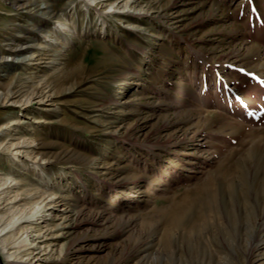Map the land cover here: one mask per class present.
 I'll return each mask as SVG.
<instances>
[{"label": "rangeland", "instance_id": "374dc122", "mask_svg": "<svg viewBox=\"0 0 264 264\" xmlns=\"http://www.w3.org/2000/svg\"><path fill=\"white\" fill-rule=\"evenodd\" d=\"M11 1L0 214L54 196L32 264H264V0Z\"/></svg>", "mask_w": 264, "mask_h": 264}, {"label": "bare ground", "instance_id": "6f19581e", "mask_svg": "<svg viewBox=\"0 0 264 264\" xmlns=\"http://www.w3.org/2000/svg\"><path fill=\"white\" fill-rule=\"evenodd\" d=\"M109 7L111 8L110 4ZM11 181L13 182L11 183ZM8 183H10L11 186L12 184H16L17 181L11 176H8L4 180H0V193L5 191ZM53 198L54 196L52 195L48 197L46 201L41 202V200H39L32 203L30 206L24 203L16 205L12 203L2 210V214H0V255L3 264H32L41 259L43 260V258L39 256L38 251V249L41 250V245L35 241V237H39L41 233V228L39 227L40 229L38 232H35L37 229L35 225L44 222L45 215L50 214V212L44 213V211L47 204L49 206V203L54 201ZM113 202H115V200H113ZM173 221L175 222V220ZM23 222L27 223L23 224ZM72 243H74V240H72L69 245ZM211 252L212 251H210V253ZM218 255L219 254H217V256Z\"/></svg>", "mask_w": 264, "mask_h": 264}]
</instances>
